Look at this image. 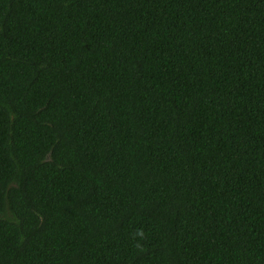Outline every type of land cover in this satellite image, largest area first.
<instances>
[{"label": "trees", "instance_id": "trees-1", "mask_svg": "<svg viewBox=\"0 0 264 264\" xmlns=\"http://www.w3.org/2000/svg\"><path fill=\"white\" fill-rule=\"evenodd\" d=\"M0 264H264V0H0Z\"/></svg>", "mask_w": 264, "mask_h": 264}]
</instances>
